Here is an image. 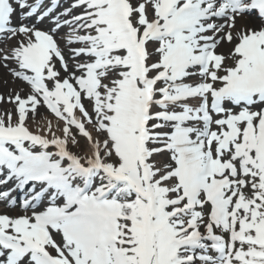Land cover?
I'll return each mask as SVG.
<instances>
[{"label":"snow or ice","instance_id":"6c2138e0","mask_svg":"<svg viewBox=\"0 0 264 264\" xmlns=\"http://www.w3.org/2000/svg\"><path fill=\"white\" fill-rule=\"evenodd\" d=\"M0 87V264H264V0H0Z\"/></svg>","mask_w":264,"mask_h":264},{"label":"rangeland","instance_id":"374dc122","mask_svg":"<svg viewBox=\"0 0 264 264\" xmlns=\"http://www.w3.org/2000/svg\"><path fill=\"white\" fill-rule=\"evenodd\" d=\"M0 91H7V89H4L3 87H0ZM5 107H8V106L5 105Z\"/></svg>","mask_w":264,"mask_h":264}]
</instances>
